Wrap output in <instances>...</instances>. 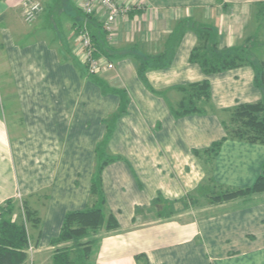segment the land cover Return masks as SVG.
I'll use <instances>...</instances> for the list:
<instances>
[{"label": "crops", "instance_id": "crops-1", "mask_svg": "<svg viewBox=\"0 0 264 264\" xmlns=\"http://www.w3.org/2000/svg\"><path fill=\"white\" fill-rule=\"evenodd\" d=\"M21 1L0 0V205L24 200L39 217L28 228L29 264H52L70 246L52 241L64 215L89 204L105 158L101 187L118 228L99 238L94 264H264V193L201 216L181 207L204 185H252L264 164V145L224 139L220 119L222 110L263 99L254 63L206 74L190 61L200 40L194 26L208 29L201 40L213 39L217 51L247 46L257 56L264 0H135L111 36L74 0H39L31 23ZM82 22L113 69L90 75L79 60ZM203 81L205 109L177 113L182 87ZM161 204H172L175 216H163Z\"/></svg>", "mask_w": 264, "mask_h": 264}, {"label": "trees", "instance_id": "trees-1", "mask_svg": "<svg viewBox=\"0 0 264 264\" xmlns=\"http://www.w3.org/2000/svg\"><path fill=\"white\" fill-rule=\"evenodd\" d=\"M186 23L182 22V31L186 29ZM199 34L198 45L191 54L190 61L196 62L206 74L220 72L235 68L243 63H250L252 58L247 52V46L228 50L217 51L213 39L206 36L201 40L204 33L208 35V29L194 26ZM177 29V28H176ZM175 33V29L173 31ZM181 31H178L180 34ZM179 36V35H178ZM174 36H170V40ZM91 38H93L91 36ZM95 56L104 54L108 59L107 48H101L94 43ZM172 48V47H171ZM173 50V48H172ZM172 50L168 48L171 54ZM98 51V54H97ZM169 56V55H168ZM170 57L153 58L154 64H162ZM109 60V59H108ZM110 61V60H109ZM169 61H166L168 63ZM165 63V64H166ZM263 70L253 65L256 70L255 84L261 90L263 99L254 103L239 104L231 109L222 110L220 113L221 123L225 132L224 139H235L248 143L264 145V61L260 63ZM147 62L137 64V73L140 78L144 77ZM96 75V74H90ZM183 98L178 105L177 113L186 114L202 111L209 101V83L203 81L182 87ZM110 129L108 128V133ZM214 143L208 150L216 154L221 142ZM104 155L98 152V156ZM110 158L101 160L96 168L91 184L90 202L81 210H74L64 215L62 226L58 236L52 241L53 244L70 242V246L56 250L52 264H94L96 245L99 239L95 236L107 233L118 228L114 215L106 208L105 197L101 187V170ZM212 202L221 203L237 197L248 196L256 193H264V164L252 185L239 189L226 188L220 185H211ZM217 192V193H216ZM203 194V193H202ZM212 194V195H211ZM161 200H154V204ZM184 202V200H183ZM167 209H160L167 216L173 212L172 204ZM169 212V213H168ZM39 223V217L35 211L28 208L24 200L7 199L0 205V264H29V248L31 247L28 234L29 226L35 227ZM140 256L135 259L138 260Z\"/></svg>", "mask_w": 264, "mask_h": 264}, {"label": "built area", "instance_id": "built-area-1", "mask_svg": "<svg viewBox=\"0 0 264 264\" xmlns=\"http://www.w3.org/2000/svg\"><path fill=\"white\" fill-rule=\"evenodd\" d=\"M77 9L85 17L95 16L100 19L103 30L111 36L116 20L127 15L135 0H74ZM21 14L27 23L33 22L41 10L39 0H22L20 3ZM77 42L76 55L86 66L89 74H102L114 68V65L103 55L95 56V47L86 22L75 28Z\"/></svg>", "mask_w": 264, "mask_h": 264}, {"label": "rangeland", "instance_id": "rangeland-1", "mask_svg": "<svg viewBox=\"0 0 264 264\" xmlns=\"http://www.w3.org/2000/svg\"><path fill=\"white\" fill-rule=\"evenodd\" d=\"M41 11H42V4H41L40 12ZM40 12L38 13V15L40 14ZM38 15H37V17H38ZM76 17H78L77 13H76ZM261 42H262L261 46L255 47L256 49H259V52L256 53L257 56H253L252 58H250V60H251V62L254 63V65H257V67L259 69L263 70V67L260 66V63L262 61H264V39L261 40ZM212 191L213 190H211V186L210 185L209 186L204 185L200 189V191H198V192L194 193L193 195H191V196L187 197L186 199H184V202L182 201V206L181 207L190 208L191 215H197V216L199 215V216H201V215H206V214L218 211V210H220V208L223 209L226 206H221L222 203H228V202H230L232 200H236L237 198H239V197H237V198L225 201V202L215 203V202H212V199H211L212 196L210 197V193H212ZM202 193H203V195L201 196ZM242 197H245V196H242ZM168 207H170V206L163 205V204L158 206V208H160V209H167ZM177 209H180V207H177ZM175 210L176 209L173 210V212L171 213V216L173 215L174 212H177ZM173 216H175V215H173ZM167 217H169V216H167ZM103 234H106V233H100V234L96 235L95 238L99 239ZM33 251L34 250H33L32 246H31L29 248L28 254L31 255Z\"/></svg>", "mask_w": 264, "mask_h": 264}]
</instances>
